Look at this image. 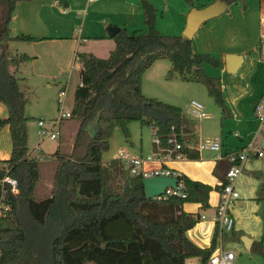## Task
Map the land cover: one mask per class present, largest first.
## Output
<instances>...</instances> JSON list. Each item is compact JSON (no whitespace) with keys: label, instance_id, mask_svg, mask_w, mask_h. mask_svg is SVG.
I'll list each match as a JSON object with an SVG mask.
<instances>
[{"label":"trees","instance_id":"16d2710c","mask_svg":"<svg viewBox=\"0 0 264 264\" xmlns=\"http://www.w3.org/2000/svg\"><path fill=\"white\" fill-rule=\"evenodd\" d=\"M20 1L27 0H0V43L41 40L10 35L12 14ZM57 1L66 6L70 0ZM184 1L193 4V0ZM141 9L145 32L129 33L120 28L113 37L115 48L106 58L77 54L80 84L75 89L69 117L80 123L75 143L70 154L54 152L57 164L51 192L38 200L35 187L39 162L28 154L29 117L25 115L26 101L14 76L19 65L32 57L25 53L10 55L7 44L0 46V102L8 111L6 118H0V128L8 125L11 138V155L0 159V163L9 165L20 188L19 194L11 198L10 214L0 220V264H185L186 258L194 256L204 264L210 258L218 228L208 248L195 246L185 233L199 221L200 215L185 212L182 207L191 202L208 208L213 189L210 185L179 174V195L167 193L160 198H146L142 175L128 173L119 161L106 165L102 161L114 128L119 127L128 139L127 125L131 121L153 125L162 147H167V138L174 132L183 146L180 153L188 158L198 156L189 150L194 143L182 109L148 98L141 91L144 71L159 58L170 62L167 77L177 72L182 80L204 83L214 104L225 112L219 77L194 73L195 68L204 65L220 68L222 62L208 53L195 52L192 39L161 33L156 26L157 10L147 0H141ZM144 103L174 118L166 123L146 118L142 114ZM88 123L89 127H85ZM85 129L90 131V137L83 152L76 153ZM226 159L227 169L236 163ZM116 173L121 175L123 184L106 192L105 180ZM225 183L224 178L216 188L221 191ZM222 238L227 240L224 235Z\"/></svg>","mask_w":264,"mask_h":264},{"label":"crops","instance_id":"0c3cea01","mask_svg":"<svg viewBox=\"0 0 264 264\" xmlns=\"http://www.w3.org/2000/svg\"><path fill=\"white\" fill-rule=\"evenodd\" d=\"M156 11V26L163 34L182 35L185 26L186 14L192 6L199 7L197 1L208 4V0H193V4L184 0H147ZM203 7V6H202ZM170 8L176 12L174 22H166V17L170 14ZM165 18V20H164ZM109 25L125 28L129 33L134 30L146 31L144 24V15L141 9V0H70L66 6L60 5L57 0H27L16 4L10 23V35H26L40 38L39 41H29L39 45V49L48 55L47 60L54 64L57 74H66V80L62 90L67 92L69 79L74 82L70 85L73 88V99L76 87L80 84L81 64L76 60L78 53H90L98 58H106L115 48V41L106 33ZM160 26H164L166 31H162ZM17 41V40H12ZM192 46L197 53H208L222 62L220 68L210 65H204V74L211 77H219L221 82L222 98L225 103V112L222 113L220 107L216 104L219 114L218 125L216 122L204 123L209 115L199 118L190 113L189 104L184 106L176 101L161 100L155 95H146L143 88L144 79L142 77L141 91L148 98L166 102L168 104L179 106L184 112L186 119L190 123L187 127L189 137H192L194 143L190 146L191 153H196L195 158H188L184 154L176 157L174 153L170 158L154 161H144L143 169L149 171L158 168H170L177 173L187 175L189 178L201 181L210 185L213 189L209 193V207L202 209L199 203L187 202L183 204L185 212L199 214L200 219L185 233L187 239L199 248H208L211 245L212 237L218 224L216 222V208L219 203V192L216 187L221 186L225 178V172L228 166L225 154L230 151H243L244 147L250 141L256 143L264 139V123L261 124L254 116V106L259 101L264 89V2L263 0H245L244 3L236 2L228 4L225 11L216 17L210 18L200 25L197 32L192 37ZM29 55L28 53L24 52ZM226 54L243 55V61L235 73H228L225 70L224 56ZM31 56V55H29ZM29 61H37L41 55L39 53L31 56ZM26 61L24 63H27ZM20 64L17 71L24 64ZM14 72V67H9ZM144 75V73H143ZM146 79V78H145ZM187 89L193 92L197 85H204L198 81L182 80ZM50 86V83H48ZM204 90L199 101L203 107L210 108L209 99L212 98ZM208 98L205 99V97ZM193 100V99H192ZM212 103V102H210ZM214 103V102H213ZM73 105V100H72ZM72 105L68 112L71 111ZM217 112V113H218ZM8 111L4 104L0 102V118H6ZM29 117L27 121V147L29 156H39L38 162L46 154L41 142L38 141L37 134L31 131L30 118L32 117L25 111ZM40 118V117H39ZM39 118H36L35 124ZM79 121L73 127L75 134L71 138V146H68L69 153L75 143L76 131L79 128ZM88 123L85 127H89ZM151 130L153 137L151 140L147 132L141 131L143 139H139L136 145L130 147L120 146L109 157H102L104 165L110 161H119L124 165V169L130 173L129 167L124 163L125 158L119 157V151L124 152L125 157L156 154L159 149L154 143V127L147 125ZM37 129V124H36ZM82 136V142L76 148V153H82L84 144L90 137V131ZM36 133V132H35ZM219 140L221 149L219 152L212 150H197V145L205 140ZM35 140V141H34ZM133 143V142H132ZM109 144L111 141L109 140ZM60 147V148H59ZM61 151V145H57L55 151ZM41 151V154L39 153ZM54 151V152H55ZM53 152V154H54ZM62 152V151H61ZM52 154V155H53ZM221 154L223 158L216 159ZM11 155V138L9 126L4 125L0 128V159L6 160ZM227 155V154H226ZM261 157H248L244 163L243 171L235 181V189L238 192V198L233 202L231 213L235 224L231 232H225L215 239V247L212 255H216L220 250H232L236 246L238 250L243 249L242 253L248 254L246 258L237 261V254L234 252V258L229 264H252L256 260L252 259L254 255H259L263 250L260 218L257 215L258 203L256 202L259 192V181L253 180L249 172L264 168V160ZM52 169V168H51ZM53 172V171H52ZM41 170L39 163V180ZM53 180L48 181L50 195ZM38 183L35 187L37 190ZM39 187V186H38ZM223 235L227 240H223ZM241 236L249 238L245 244L241 241ZM255 246V247H254ZM255 251V254L253 253ZM240 255V256H241ZM210 256V257H211ZM185 264H202L200 257H188ZM204 264H211L209 259Z\"/></svg>","mask_w":264,"mask_h":264},{"label":"rangeland","instance_id":"374dc122","mask_svg":"<svg viewBox=\"0 0 264 264\" xmlns=\"http://www.w3.org/2000/svg\"><path fill=\"white\" fill-rule=\"evenodd\" d=\"M196 3L198 6L203 4L199 1H197ZM175 18L176 12L173 10V8H170V14L168 15V17H166V20L164 18L165 21L163 23L169 21L172 24ZM160 27L162 31H166V28H164V26ZM28 42L29 41L10 40L6 43L1 42L0 46H6L5 44H7V47L5 48H7L6 51L10 55L22 54L24 52L28 53L31 56L37 53L41 55V57H39L37 61H29L27 63H24L19 68L20 70L14 74V76L18 80L21 94L26 101L24 112L26 111V113L32 116L30 118V127L32 134L34 135V139L36 140L35 132H37V129L34 120L39 117L45 120H53L59 117L61 110L68 111L69 107L72 105L73 100V88H70L69 86L72 85L74 80L69 79V86H67L66 88V95L59 94L64 86L66 74H60L59 76L56 72L57 69L55 68L54 64H51V62L47 60L48 55L43 52V49H39V45ZM0 53H2L1 50ZM170 66L171 65L168 59L159 58L158 60H155L153 64L144 71L143 88L146 95H155L158 96L159 99L164 101H176L184 106L190 104V101L192 99L199 101V97H201L202 92H199L198 87L202 91L205 89V84L201 82L204 85H197V89L195 90V92H193L192 89H187V85L182 81L179 73L173 72L170 77H167ZM48 83H50V86H48ZM205 99L208 100L207 97H205ZM212 104H214L213 100L211 101V99H209L210 108L204 107L205 111L209 115L208 119H206L204 123L210 124L212 122H216V124L218 125L219 121L217 115L219 114V112L218 109H216ZM75 124V119H63L58 126L59 135L57 136V138H45L41 141V146L44 149V152L42 153H45L46 155L43 156L39 162L41 178L38 183L39 187L37 186V190L35 191V198L37 200L43 198L44 192V195H47L49 193L48 185L46 184H48V181L53 180L57 160L55 155L52 154L56 150L57 145H61L62 152L59 150V153L61 154H70L72 152L71 150V152L69 153L67 149L68 146H71V138H73V136L75 135L72 132ZM127 128L129 131L128 139L125 138L122 130L119 127L114 128L112 136L110 138L111 144H109L107 150L102 153L103 158L107 156L110 157L112 153L115 152L120 146L130 147L133 144L136 145L139 139H143V137L141 136V131H143V133L147 132L150 140L153 137L152 132L151 130L149 131L147 125H142L139 121L129 122ZM39 153L41 154V151ZM259 160H264V157L259 158ZM111 171L112 169L110 170V172ZM249 174L250 176H252L253 180L260 182L256 202L258 203L257 215L260 218V225L262 227L261 239L263 245V250L261 251V253L259 252V255H256L255 251L253 252L255 254V257H253L252 259L256 260V262L252 264H264V168H258L257 170L250 171ZM122 184L123 179L121 178L120 174H111L105 180V191L109 192L112 190H117ZM231 248L237 254V261H241L242 258H246L248 255L245 253H242V255L240 254L241 251L244 250L243 246H241V250H238L236 246H232Z\"/></svg>","mask_w":264,"mask_h":264},{"label":"built area","instance_id":"2783aa9c","mask_svg":"<svg viewBox=\"0 0 264 264\" xmlns=\"http://www.w3.org/2000/svg\"><path fill=\"white\" fill-rule=\"evenodd\" d=\"M61 95L65 94V91H60ZM190 113L196 117L204 118L207 116L204 111L203 105L196 101H190ZM254 116L261 123H264V89L263 94L259 101L254 106ZM70 117V112L61 110L59 117L53 120H45L39 118L36 122L37 124V137L38 141L41 142L45 138L56 139L59 135L58 126L63 119ZM154 143L159 149L156 154L148 155L146 157L141 156H131L126 158L122 150L119 151V157L125 158V164L129 167L131 174L142 175L143 178L149 176H174L177 177L180 173L175 172L170 168H158L154 170H145L142 165L144 161H154V160H166L170 158L174 153H177L176 157L183 156L180 153L182 143L178 140L176 134L172 132L167 138V147H162L160 145V140L157 136L154 137ZM221 149L220 141L215 140H205L197 145V150H212L219 152ZM264 155V150L259 143L254 140L247 143L243 151L234 153L230 151L227 153L226 157L229 161H236L235 164L230 165V167L225 172L226 183L224 184L222 190L219 192V203L216 208V222L218 224L220 235L225 232H231L234 228L235 220L231 213V207L233 202L238 198V192L235 189V181L237 177L243 171V166L248 157L256 156L261 157ZM39 159V156H34ZM223 158L221 154L216 156V159ZM0 220L8 217L12 210L11 198L19 194L20 188L18 181L15 177L10 174L9 165L7 163H0ZM180 186V184H179ZM173 193L179 195V191L168 189L166 194ZM164 196V195H163ZM160 198V197H159ZM234 258V252L232 250H220L216 255H212L209 258L211 264H229Z\"/></svg>","mask_w":264,"mask_h":264},{"label":"water","instance_id":"95a60500","mask_svg":"<svg viewBox=\"0 0 264 264\" xmlns=\"http://www.w3.org/2000/svg\"><path fill=\"white\" fill-rule=\"evenodd\" d=\"M228 4L227 0H214L203 7L192 6L186 14L185 26L182 31V35L188 39H192L202 23L223 13ZM119 30V27L109 25L106 28V33L108 36L114 37ZM242 61L243 55L226 54L224 56L225 70L228 73H235ZM194 73L198 76H202L204 74L203 68H195ZM142 114L146 118L153 119L161 123H166L174 118L173 115L155 108L149 103H144L142 107ZM260 145L264 150V139L261 140ZM142 186L146 198H159L165 195L168 189L176 191L180 190L178 179L174 176L158 175L145 177L142 180ZM241 241L246 246L250 240L246 236H241Z\"/></svg>","mask_w":264,"mask_h":264}]
</instances>
